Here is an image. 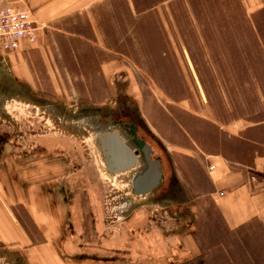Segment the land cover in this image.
<instances>
[{
  "label": "rangeland",
  "instance_id": "obj_1",
  "mask_svg": "<svg viewBox=\"0 0 264 264\" xmlns=\"http://www.w3.org/2000/svg\"><path fill=\"white\" fill-rule=\"evenodd\" d=\"M24 1L44 28L25 50L0 52V164L15 163L20 183L54 180L57 196L81 201L85 229L114 230L121 245L130 229L167 234L193 222L207 241L201 257L223 264L226 229L213 203L197 198L209 187L201 151L220 149L227 130L264 118L263 50L242 20L264 6L74 0L76 11L44 15ZM108 121L125 133L135 127L151 146L163 172L156 190L139 195L130 173L105 165L99 138ZM33 165L41 171L30 176Z\"/></svg>",
  "mask_w": 264,
  "mask_h": 264
},
{
  "label": "crops",
  "instance_id": "obj_2",
  "mask_svg": "<svg viewBox=\"0 0 264 264\" xmlns=\"http://www.w3.org/2000/svg\"><path fill=\"white\" fill-rule=\"evenodd\" d=\"M10 1L17 8L25 7L24 0ZM29 2L44 15L61 10L64 15L77 8L74 0H56L53 9L46 8L52 0ZM247 3L254 10L264 6V0ZM31 44L23 40L20 50ZM242 126L227 130L220 149L201 151L209 187L197 198L198 203L204 197L213 203L223 222L227 262L264 264V121ZM11 165L15 163L0 164V249L7 264H186L203 254L207 241L205 235L195 234L193 222L167 234L143 229V239L133 238L143 232L130 229L128 243L122 245L114 230L97 231L89 225L85 229L79 199L57 196L54 180L20 183ZM31 167L30 176L41 171L39 166ZM254 223L260 229L253 230Z\"/></svg>",
  "mask_w": 264,
  "mask_h": 264
},
{
  "label": "water",
  "instance_id": "obj_3",
  "mask_svg": "<svg viewBox=\"0 0 264 264\" xmlns=\"http://www.w3.org/2000/svg\"><path fill=\"white\" fill-rule=\"evenodd\" d=\"M110 127L105 126L103 135L99 138V147L108 169L112 173H116L134 168L138 163L139 148L133 147L128 142L129 140L126 141L124 136L116 131H112ZM134 142L137 145H141L137 140H134ZM150 152L151 148L148 145L142 148L140 155H143L142 157L147 163V168L144 171H137L138 173L133 176V191L137 194L146 195L155 190L160 186L163 178L160 161L153 160Z\"/></svg>",
  "mask_w": 264,
  "mask_h": 264
},
{
  "label": "built area",
  "instance_id": "obj_4",
  "mask_svg": "<svg viewBox=\"0 0 264 264\" xmlns=\"http://www.w3.org/2000/svg\"><path fill=\"white\" fill-rule=\"evenodd\" d=\"M43 28L30 8L20 9L10 0H0L1 51H18L22 40L35 43Z\"/></svg>",
  "mask_w": 264,
  "mask_h": 264
},
{
  "label": "trees",
  "instance_id": "obj_5",
  "mask_svg": "<svg viewBox=\"0 0 264 264\" xmlns=\"http://www.w3.org/2000/svg\"><path fill=\"white\" fill-rule=\"evenodd\" d=\"M155 5L152 4L148 8V10L150 11ZM240 10L241 11H244V8L242 7V9H240ZM231 11L232 10L230 9V12ZM235 20H236V18H235ZM242 20L250 21L252 23L253 28L257 31L256 34H257V37H258V43L262 47V50H263V56H262V58L264 59V8L260 9L256 13H254L251 17L250 16L249 17L246 16ZM263 59H262V63L264 64V60ZM258 121H264V118H262L261 120H258ZM201 256L199 258H197V259H202L201 262H203L204 264H209L208 262H206L207 259H203ZM198 261L200 262V260H198ZM188 263L189 264H194L192 261H191V263L190 262H188ZM188 263H186V264H188ZM223 264H227V254H225V253H224V258H223ZM228 264H230V262Z\"/></svg>",
  "mask_w": 264,
  "mask_h": 264
},
{
  "label": "flooded vegetation",
  "instance_id": "obj_6",
  "mask_svg": "<svg viewBox=\"0 0 264 264\" xmlns=\"http://www.w3.org/2000/svg\"><path fill=\"white\" fill-rule=\"evenodd\" d=\"M116 124H114V122H111V121H108V124H107V126H114V127H119V126H115ZM121 127L122 128H124L125 130L127 129V128H125V126L124 125H121ZM120 128V127H119ZM122 128H120L121 129V133L125 136V140L126 141H128L129 140V136H127L124 132H123V129ZM136 128L135 127H130V129L127 131L128 132V135H130V140L128 141L133 147H135V148H139V150H140V153H139V158H140V160L142 161V162H145L144 160H143V157L140 155L141 154V152H142V148L145 146V145H148L144 140H142V139H140V138H138V137H135V130ZM134 140H137V141H139L140 142V144L141 145H137L135 142H134ZM149 147H151L150 145H148ZM151 152H152V148H151ZM156 160H159L160 161V159H156ZM162 182V181H161ZM161 185V184H160ZM157 189V188H156ZM155 189V190H156Z\"/></svg>",
  "mask_w": 264,
  "mask_h": 264
},
{
  "label": "bare ground",
  "instance_id": "obj_7",
  "mask_svg": "<svg viewBox=\"0 0 264 264\" xmlns=\"http://www.w3.org/2000/svg\"><path fill=\"white\" fill-rule=\"evenodd\" d=\"M23 41V40H22ZM22 41H21V43H22ZM20 50V49H19ZM18 50V51H19ZM0 52L1 53H4V54H7V53H10V52H6V51H1L0 50ZM17 52V51H16ZM113 128V127H112ZM112 131H116V132H118L119 134H121L122 136H124L119 130L117 131L115 128H113V129H111ZM124 138H125V136H124ZM126 139V138H125ZM151 148V147H150ZM150 155H151V152H150ZM143 156V155H142ZM144 160V159H143ZM154 160V159H153ZM104 161H105V159H104ZM139 164H140V162H139V158H138V163H137V165L134 167V168H130V169H127V170H124V171H118V172H116V173H119V175H121V174H125V173H130V176H129V181H130V184L132 185V189H133V183H132V181H133V176L136 174V173H138L137 172V168L139 167ZM160 164H161V162H160ZM105 165H106V163H105ZM147 168V163L145 162V168L142 170V171H144L145 169ZM160 169H161V166H160ZM135 192V191H134ZM149 194V193H148ZM139 195H142V194H139ZM147 195V194H146Z\"/></svg>",
  "mask_w": 264,
  "mask_h": 264
}]
</instances>
